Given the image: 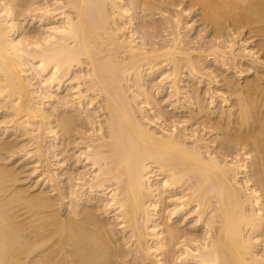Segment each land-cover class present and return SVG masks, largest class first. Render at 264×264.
<instances>
[{"label":"bare ground","instance_id":"6f19581e","mask_svg":"<svg viewBox=\"0 0 264 264\" xmlns=\"http://www.w3.org/2000/svg\"><path fill=\"white\" fill-rule=\"evenodd\" d=\"M0 264H264V0H0Z\"/></svg>","mask_w":264,"mask_h":264},{"label":"rangeland","instance_id":"374dc122","mask_svg":"<svg viewBox=\"0 0 264 264\" xmlns=\"http://www.w3.org/2000/svg\"><path fill=\"white\" fill-rule=\"evenodd\" d=\"M26 166H27V167H26V171H27L28 169H30L31 166H29V165H26ZM26 174H27V173H26ZM26 176H27V175H26ZM26 179H27V180H26V184L28 183V185H30L31 181H32V183H33V181H34L35 178H34V177H32V178L29 177V178H26ZM37 186H38V185H37ZM37 186H36V187H37ZM36 187H35V188H36Z\"/></svg>","mask_w":264,"mask_h":264}]
</instances>
